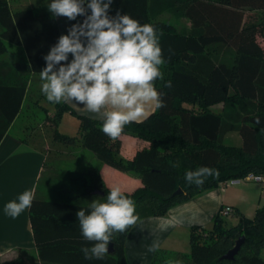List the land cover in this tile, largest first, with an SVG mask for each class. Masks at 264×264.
I'll return each mask as SVG.
<instances>
[{
	"label": "trees",
	"instance_id": "1",
	"mask_svg": "<svg viewBox=\"0 0 264 264\" xmlns=\"http://www.w3.org/2000/svg\"><path fill=\"white\" fill-rule=\"evenodd\" d=\"M48 4L40 0L32 7L11 10L9 0H0V56L12 43L22 45L28 59L11 64L0 60V141L21 110L27 74L46 66L43 57L60 36ZM117 10L141 24H152L163 49V80L157 79L155 86L164 107L126 125L122 133L145 141L146 146L131 158L122 157L120 138L113 141L101 131L103 119L78 114L67 103L54 104V113L47 116L53 123L52 139L64 146L79 141L103 163L138 176L141 186L122 193L134 200L141 219L163 216L171 206L226 180L264 174V48L257 40L264 24V0H114L110 15ZM255 11L262 13L256 17ZM165 13L186 19L189 27L178 29L163 17ZM219 48L231 49V60L219 59L214 54ZM168 81L171 87L166 86ZM230 91L234 99L224 103L220 113L209 109L225 102ZM64 112L80 121L79 139L58 132L56 123ZM233 131L241 144L225 145L224 137ZM203 166L218 170L219 176L206 178L201 186L188 184L186 172ZM86 188L88 193L101 191L97 193L101 202L109 192L100 180ZM178 188L181 192L172 195ZM81 209L86 214L90 210L86 204L34 196L30 227L42 264H129L124 244L131 227L113 234L112 252L103 259H85L82 249L93 242L82 236L76 216ZM228 211L238 214L237 225L227 227L218 212L211 227L190 228L188 255L175 253L150 264H264L259 253L264 248V206L257 207L253 217L231 207ZM239 236L244 240L238 253L222 259ZM4 264L28 262L18 254Z\"/></svg>",
	"mask_w": 264,
	"mask_h": 264
},
{
	"label": "clouds",
	"instance_id": "2",
	"mask_svg": "<svg viewBox=\"0 0 264 264\" xmlns=\"http://www.w3.org/2000/svg\"><path fill=\"white\" fill-rule=\"evenodd\" d=\"M113 2L51 0L47 8L53 17L77 22L43 57L46 66L39 77L48 102H75L90 113L102 114L101 131L115 141L126 125L146 119L149 107H164L155 81L163 80L160 66L165 59L156 28L119 10L110 15ZM78 17L83 20L78 21ZM166 86L171 87V81ZM218 176V170L203 166L186 172L185 180L201 186L206 178ZM33 200V192L25 190L5 204L4 213L16 219ZM89 209L88 214L84 209L76 213L83 238L93 242L90 248L82 249L89 260L103 259L113 234L126 232L140 219L134 200L119 187L111 188L103 202L93 200ZM159 247L155 240L148 251L156 252Z\"/></svg>",
	"mask_w": 264,
	"mask_h": 264
},
{
	"label": "crops",
	"instance_id": "3",
	"mask_svg": "<svg viewBox=\"0 0 264 264\" xmlns=\"http://www.w3.org/2000/svg\"><path fill=\"white\" fill-rule=\"evenodd\" d=\"M9 1L11 10H16L32 7L40 0ZM41 1L51 2V0ZM55 18L60 35L67 34L68 27L77 22L63 17ZM77 19L82 21L83 17ZM18 59L28 60L23 46L7 43V50L0 56V60L11 64ZM36 75L39 73L27 74L29 83L21 103V110L0 141V264H4L6 260L18 254H21L28 264H42L30 227V208L16 219L4 213L5 204L16 199L25 190H31L34 196L43 200L90 205L93 200H100L97 193H88L86 187L91 182L100 180L109 190L119 187L122 192H131L142 184L138 176L103 163L82 144L70 148L64 145L55 146L52 156L49 155L51 148L36 146L34 132H29L28 126L23 123V112L30 105L27 104V100L31 94L32 79ZM39 101L40 99L34 103L46 111L45 121L48 122L47 116H51V108L47 106L50 108L49 111L40 105ZM67 104L78 114L82 113L97 120L103 119L102 114L90 113L83 105L75 102ZM148 110L152 113L155 108L149 107ZM68 113L64 112L63 116L69 115ZM71 119L77 124L76 118ZM66 130L64 127L61 133L67 134ZM119 138L120 154L124 158H131L137 149L146 146L145 141L128 134H121ZM231 182L238 183L239 180ZM224 184L221 182L211 190L171 206L163 216L140 218L137 224L128 230L125 239L124 250L128 263L150 264L152 260L157 259V254L160 252L164 253L159 257L160 259H168L189 244L187 242L192 226L211 227L213 216L225 207L234 208V212L238 209L246 211L245 204L247 205L249 200L235 193L237 190L235 185ZM155 240L159 241L160 247L156 252H149L148 248Z\"/></svg>",
	"mask_w": 264,
	"mask_h": 264
},
{
	"label": "rangeland",
	"instance_id": "4",
	"mask_svg": "<svg viewBox=\"0 0 264 264\" xmlns=\"http://www.w3.org/2000/svg\"><path fill=\"white\" fill-rule=\"evenodd\" d=\"M34 1V0H33ZM14 7V4H12ZM260 13H262L260 11ZM260 13L255 11L252 14L254 16H260ZM163 17L166 20H169L173 23H175V25L177 26L178 29H182V28H186L189 27L188 25V21L184 18H177L174 17L168 13L163 14ZM63 28H66L63 26ZM257 40L259 42V44L261 45V48H264V24L261 25L260 29H259V33H257ZM232 51L231 49H217L214 54L218 56L219 59H223V60H231V56H232ZM33 83L31 85V94L27 100V104L29 103V107H27L25 109V111L23 112V123L28 126V130L29 132H34V138L36 140V146L37 147H44V148H51L50 149V153L49 155L52 156L54 154V148L55 146H61V143H58L56 141H54L52 139L51 136V131H52V126L53 123L51 121L46 122L45 121V112L43 111V109L41 108V106L36 105L34 102L39 100V104L43 105L44 107H46L47 109L51 108V115L54 113V104L50 103L47 101L46 97L42 94L41 92V80L39 75H36L35 77H33ZM234 93L232 91H230V94L228 95L227 99L225 102H219L211 105L209 107V109L213 112L216 113H220L224 107V103L229 102L231 100H233ZM51 105V106H50ZM49 106V107H47ZM69 115H65L63 116V114L60 116L58 122L56 123L57 125V130L59 133H61V130L64 129V127H66V131L68 137H74L76 140L79 139L80 136V121L77 119V117H75V115L68 113ZM71 118H76L78 120L77 124H74L73 119ZM65 133V132H63ZM225 145H238L241 144V139L240 136L238 135V133L236 132H231L228 133L223 140ZM81 143L75 142L74 144H70L68 145V147H74L75 145H80ZM232 180H226L224 181V185H235L237 190L235 191L236 194H239L241 197L243 198H247L249 201L247 203V205L245 204V210L246 211H242L240 209H238V211L244 213L245 215H247V217L254 215V212L258 207L260 206H264V183L262 182H258V181H254V180H243V179H239L238 183H233L231 182ZM236 181V180H235ZM79 190H83L82 188H79ZM132 192V191H131ZM148 200V199H147ZM252 201V204H251ZM254 204V206H253ZM252 205V206H251ZM234 209V208H232ZM237 210V209H236ZM234 212V211H233ZM238 222V214L237 213H228L227 215L223 216V223L227 226V227H232L235 224L237 225ZM240 237V236H239ZM236 237L235 241L239 238ZM188 242H189V238H188ZM187 242V243H188ZM235 243V242H234ZM234 246V245H233ZM190 248H189V244L185 245L184 248L180 249L178 253L180 254H189ZM260 256L262 258H264V248L261 249V251L259 252ZM164 253L160 252L157 254V259L159 260L162 255ZM173 261L176 260V256H173L172 258Z\"/></svg>",
	"mask_w": 264,
	"mask_h": 264
},
{
	"label": "water",
	"instance_id": "5",
	"mask_svg": "<svg viewBox=\"0 0 264 264\" xmlns=\"http://www.w3.org/2000/svg\"><path fill=\"white\" fill-rule=\"evenodd\" d=\"M96 193H102L101 191H95ZM181 192V188H178L176 191L173 192L172 195H176ZM244 237L240 236L234 243V246L227 250L225 254L221 256L222 259H233L235 254L238 253V250L240 249L241 244L243 243ZM112 252V248L109 245V251Z\"/></svg>",
	"mask_w": 264,
	"mask_h": 264
},
{
	"label": "built area",
	"instance_id": "6",
	"mask_svg": "<svg viewBox=\"0 0 264 264\" xmlns=\"http://www.w3.org/2000/svg\"><path fill=\"white\" fill-rule=\"evenodd\" d=\"M245 180H254V181H258V182H262L264 183V174H253V173H249L245 176L244 178ZM233 181V180H232ZM229 207H225V208H222L220 211H219V214L221 216H225L229 213Z\"/></svg>",
	"mask_w": 264,
	"mask_h": 264
}]
</instances>
